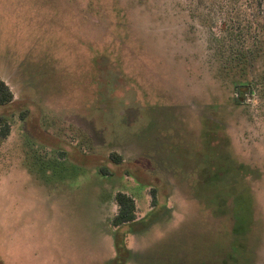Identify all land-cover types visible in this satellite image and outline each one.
<instances>
[{
	"label": "rangeland",
	"instance_id": "obj_1",
	"mask_svg": "<svg viewBox=\"0 0 264 264\" xmlns=\"http://www.w3.org/2000/svg\"><path fill=\"white\" fill-rule=\"evenodd\" d=\"M222 1L0 0L13 93L0 106V264H112L114 195L133 196L140 219L153 188L167 209L129 234L124 264H264V70L232 105L211 37ZM251 2L238 1L264 39V0ZM232 197L253 225L230 258Z\"/></svg>",
	"mask_w": 264,
	"mask_h": 264
},
{
	"label": "trees",
	"instance_id": "obj_2",
	"mask_svg": "<svg viewBox=\"0 0 264 264\" xmlns=\"http://www.w3.org/2000/svg\"><path fill=\"white\" fill-rule=\"evenodd\" d=\"M238 1L239 0H224L218 4L220 5V12H224L225 15L221 23L222 33L218 37L217 35L211 34V37L213 38L212 40L217 41L218 43V47L215 50L217 53L216 56L220 62V72L225 75V78L230 80L232 89L230 103L235 107L248 105L247 103L249 97L251 98L255 94V85L252 74L253 69L258 66L264 70V39H262L261 34L254 30L259 28V26L255 25L252 27V23H250L248 19L243 16L242 7L239 5ZM248 1H252L251 3H253V1L256 0ZM215 6L216 5H213V10ZM253 30L255 31L254 33ZM259 80L263 82L262 80H264V77L263 79L259 77ZM263 99L264 97H261V100ZM12 101L13 93L11 92L9 86L4 81L0 80V106L9 105ZM214 108L215 106L213 109ZM259 109L264 110V102L259 106ZM262 116H264V113ZM208 119H210L208 121L210 123L208 124L209 128L208 130L203 128L204 131H202V141L210 142L209 139H211V136L209 130L217 127L212 117ZM9 134L10 125L7 123L6 118L0 115V138L6 139ZM212 134L215 133L212 131ZM62 154L65 153L63 152ZM110 157L115 163H120L122 161V157L114 152L110 154ZM226 167L228 171L229 168L228 166ZM238 167L240 168V170H238V184H244L245 187L247 186L249 188L250 185L248 179L252 176L253 169L250 165H246L245 163H238ZM234 169L237 170V168ZM101 171L105 176L110 174L103 167H101ZM243 189L244 187L241 188L237 194H240L239 192H242ZM151 193L153 195L152 209L140 219L138 217L139 209L133 196L124 191H118L114 195V203L117 211L111 218L110 225L112 228L111 231H113L112 234L115 238L117 252L112 264H124L127 258L126 256L130 253L126 239L129 234L138 232L139 229H136V226L142 227V229L148 228L157 218H159V215L167 209L165 204L160 203L156 199L157 189L153 188ZM238 196L239 195H237V197ZM232 198L234 208H230V215L233 219L234 216H236V219L233 220L232 245L229 248L230 251H227L231 256L230 258L234 256H241V252L244 247L242 246V240L244 242L247 236L251 233L253 225V222L250 220H244L242 215V212L247 210L249 207L245 209L242 208L237 212V204L235 202L236 199L235 197ZM214 256V253L210 256H206V260L208 262L206 264H209ZM195 263L196 262L192 264Z\"/></svg>",
	"mask_w": 264,
	"mask_h": 264
}]
</instances>
